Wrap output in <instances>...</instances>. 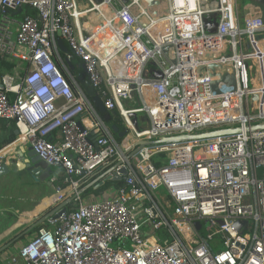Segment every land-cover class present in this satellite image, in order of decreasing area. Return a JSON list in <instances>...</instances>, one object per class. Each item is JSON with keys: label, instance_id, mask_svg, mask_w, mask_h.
<instances>
[{"label": "built area", "instance_id": "obj_1", "mask_svg": "<svg viewBox=\"0 0 264 264\" xmlns=\"http://www.w3.org/2000/svg\"><path fill=\"white\" fill-rule=\"evenodd\" d=\"M84 1L0 0V59L16 63L0 77V120L15 122L19 146L63 171L51 179L49 207L69 202L26 243L0 253V264H264V131L138 150L264 123L259 9L241 16L237 0L213 8L207 0H103L121 7L86 33L81 20L102 5ZM26 7L38 18L12 15ZM212 13L218 25L209 33ZM76 63L107 112H119L122 142L78 81ZM126 101L139 106L126 109ZM140 113L149 128L133 121ZM159 154L168 155L161 168L151 162ZM119 177L123 186L92 188Z\"/></svg>", "mask_w": 264, "mask_h": 264}, {"label": "water", "instance_id": "obj_2", "mask_svg": "<svg viewBox=\"0 0 264 264\" xmlns=\"http://www.w3.org/2000/svg\"><path fill=\"white\" fill-rule=\"evenodd\" d=\"M122 3H127L128 0H120ZM255 2H258L259 4H264V0H254ZM97 3H102L103 0H96ZM150 5L152 6H156V5H160V2H154V1H150ZM23 10L20 9L18 10L17 14H20ZM218 17L219 15L217 13H212V14H207L205 16V27L207 29V31L209 33H213L215 32V29L217 28L218 25ZM57 44L59 49L66 53L68 51V48L66 47L65 43L63 40L58 39L57 40ZM70 67H72V65L70 64ZM155 77L157 78H161L162 73L160 72H156ZM80 81L82 82V86L87 94V96L92 100L93 105L95 106V108L100 112V114H106L107 110L104 107V103L101 100V98L96 94L95 90L93 89V87L91 86V84L89 83V81L87 79L84 78H80ZM134 115H132V117H134ZM112 130L114 131L115 134L118 135L119 139H123L126 137L127 132H119V129L114 126L112 127ZM257 131H264V123L259 124V125H254V126H248V127H241V128H229V129H221V130H215V131H209V132H205L202 134H197V135H182V136H176V137H170V138H161L159 140H155V141H151V142H143L140 143L138 145V150L143 149L144 147H149V146H160V145H169V144H178V143H185L188 141H195V140H208V139H213V138H217V137H223V136H228V135H237V134H241V133H250V132H257ZM15 135L18 136L19 135V131L16 130L15 131ZM17 161V159H16ZM16 165V168L13 170V173H18L21 170H26L28 173L31 174V177L36 180V181H44L50 178V174L47 173L46 177L43 178V175L45 174V172H47L46 170L49 168V166L41 161V159L36 155V153L33 151V149L31 147L25 148V147H21L20 151L18 153V161L16 162H12L10 165L4 163L2 168L0 169V175H3L5 173H9L10 171V167ZM123 175H126L127 172L125 170L122 171ZM116 182H120L122 181V177H119L117 179H115ZM102 186V184H99L96 189H99ZM69 204V202H66L64 204H61L60 206H58L56 209H54L51 213L47 214L45 217L41 218L40 220H38L37 222L33 223L32 226L29 227V229L33 230L38 226H42L46 223V221L49 218H58L59 216H61L64 212H65V207ZM247 222H238L235 227L237 229H240L242 226H247ZM196 228L198 230L201 229V224L200 223H196ZM28 229V230H29ZM28 230L25 231V234H27ZM17 241L11 242L10 244H7L6 246H4L1 250L0 253H2L4 250H6L7 248L13 246L14 244H16Z\"/></svg>", "mask_w": 264, "mask_h": 264}, {"label": "rangeland", "instance_id": "obj_3", "mask_svg": "<svg viewBox=\"0 0 264 264\" xmlns=\"http://www.w3.org/2000/svg\"><path fill=\"white\" fill-rule=\"evenodd\" d=\"M207 1H209V0H207ZM208 5H209V3H208ZM240 14H241V16H244L246 13L242 14L240 12ZM26 74H27V72H26ZM127 105H129V107H127ZM124 106L126 109H134V108H137L139 106V104L135 101L134 102L126 101V102H124ZM135 117L139 121L138 124H139L140 129H146V128H149L151 126L150 118L146 113L137 114L134 116V119H135ZM118 120H119V122L122 123L123 126H125V123L123 122L121 117H119ZM25 147L28 148L30 146L26 145ZM12 153L15 154L16 152L10 151L8 156H12ZM1 159H0V166H1ZM14 167L15 166H11L10 170H13ZM50 184H51L50 181H47V180H44L41 182L34 180L26 170H21L18 173L10 172V173H5L3 175H0V191L2 193H4L2 196V199H0V201H1L0 205H2V207L4 206V209L7 210V211L6 210L5 211L8 213V215L10 213L15 212L14 206L15 207H18V206L23 207L26 210H28L27 208L32 207L36 202L41 201V199L44 197H47V196L49 197V198L45 199V201L53 199V197L55 196V194H54L55 191L52 190ZM7 197H8V199H7ZM15 215H17V214H15ZM7 216H3V215L0 216V231H1L0 237H2L3 239H5V237H6V235H5L6 232L8 233L7 230H5V231H3V230L8 225H10L12 223L11 222L12 220L9 217L10 215L8 217ZM21 224L22 223L16 224V225H18V228H15V226H13V228L9 232H12L13 230H17V229L18 230L24 229L25 227ZM37 231H38L37 227H36V229H33V231L31 233L25 234V235H21V234L25 233V231L20 232V234H17V231H16V232H14V234H12L9 237V239L12 238L13 240L16 241L17 239L19 240V238H22V240H19V241H21L20 243L24 244ZM7 239L8 238H6L4 240V242H6ZM4 242L0 243V246ZM11 248H12V251L15 250L14 245L11 246Z\"/></svg>", "mask_w": 264, "mask_h": 264}, {"label": "crops", "instance_id": "obj_4", "mask_svg": "<svg viewBox=\"0 0 264 264\" xmlns=\"http://www.w3.org/2000/svg\"><path fill=\"white\" fill-rule=\"evenodd\" d=\"M104 3V1L102 2V3H100L101 5H102V7H101V11H99V12H95V13H93L92 15H90V16H88V17H85V18H83L81 21H82V28H83V30L86 32V33H88V32H93V31H95L96 30V28L98 27V26H100V25H102L104 22H105V20H107V16H105V13L107 14L108 13V11L107 10H112L113 8H115V9H118V8H120L121 7V4H120V2H116V3H114L113 4V6L111 5V7H109V6H107V5H105V4H103ZM208 3H209V5H208V8H213V7H215V0H209L208 1ZM237 4H238V9H239V11L242 13V14H245L246 12H248V9L249 8H252V7H255V8H257V9H259V11H260V13L262 14V16H263V18H264V4H259L258 2H255L254 0H237ZM91 2L90 1H84V2H82L81 3V6L82 7H88V8H90L91 7ZM150 6H152V5H150ZM153 7V6H152ZM62 52V51H61ZM62 53H64V52H62ZM78 64H80L79 62H78ZM72 69H74V73L77 75V77H78V81L82 84V82L80 81V78H84V79H87V77H86V74H85V71H84V68H82V67H79L78 65H77V63L76 64H74V66L72 65V67H71ZM117 70L118 71H120L119 70V67H117ZM98 111V110H97ZM98 114H99V116L101 117V115L102 114H100V112L98 111ZM102 118V117H101ZM132 119H133V121L135 122V124L138 126V128L140 129V127H139V121L137 120V118L135 117V119H134V117H132ZM6 127L4 126V124H2V123H0V132L3 130V129H5ZM58 136H55V138H57ZM17 142V140L13 143V144H11V145H14V144H16V147L12 150V151H14V152H16L15 154L14 153H12V156H15V155H17L18 153H19V151H20V148L22 147V146H19V144H17L16 143ZM11 145H9V146H11ZM8 146V147H9ZM25 147V146H24ZM7 148V147H6ZM5 148V149H6ZM25 148H27V147H25ZM50 169H52V168H48L46 171L47 172H45V174L43 175V178H45L46 177V174L47 173H49L50 174V176H51V173H50ZM52 178H54V177H52ZM51 178V179H52ZM49 179H47V181H48ZM41 182V181H40ZM51 185V188H52V190H54L55 191V189H54V187H53V185H52V183L50 184ZM56 193V191L54 192V194ZM3 194L4 193H2L1 191H0V199H2V196H3ZM53 194V195H54ZM47 198H49L48 196L47 197H44V198H42L41 199V201H38V202H36L32 207H29V208H27L28 210H26L25 208H23V207H15L14 206V210H15V214H17V216L19 217L18 218V220L16 221V223H13L10 227H9V225L3 230V231H5V230H7L8 231V233L6 232V237H5V239L6 238H8L9 239V237L12 235V234H14V232H16L17 231V234H20V232H24V231H26L27 229H29V227L30 226H32L33 225V223H35V222H37L38 220H40L41 218H43V217H45L47 214H49V213H51L54 209L53 208H50L49 206H50V204H51V201H52V199L51 200H46L45 201V199H47ZM7 199H8V197H7ZM1 202V201H0ZM43 205V207H45L44 208V210H41V209H39L41 206ZM56 209V208H55ZM6 209H4V206L2 207V205H0V216H7L8 215V213L5 211ZM26 210V211H25ZM47 211V212H46ZM7 215H6V214ZM9 216V215H8ZM7 216V217H8ZM20 219H27V220H25V222H20ZM47 222V221H46ZM18 223H22L21 225H23L25 228L24 229H22V230H13L12 232H9L12 228H13V226H15V228H18V225H16V224H18ZM20 227V226H19ZM36 229V228H35ZM1 232V231H0ZM24 234V233H23ZM23 234H21V235H23ZM0 235H1V233H0ZM33 236V235H32ZM5 239H3L2 237H0V241H2V242H4V240ZM7 239V241L6 242H4L2 245H7V244H10L11 242H13V241H15V240H13L12 238H10L9 240ZM29 239H31V237L29 238ZM2 248H0V250H1Z\"/></svg>", "mask_w": 264, "mask_h": 264}, {"label": "trees", "instance_id": "obj_5", "mask_svg": "<svg viewBox=\"0 0 264 264\" xmlns=\"http://www.w3.org/2000/svg\"><path fill=\"white\" fill-rule=\"evenodd\" d=\"M17 12L12 13V15H15V17L20 18V19H23L26 16L36 18V19L38 18L37 11L30 8V7L24 8L20 14L16 15ZM15 67H16V63H11L8 59H0V77L4 73H11V71H13V69ZM3 71H9V72H3ZM24 75H25V73H23V76ZM127 107H129V105H127ZM101 117L105 121L106 126L112 131L114 136L117 138V140L119 142H122V139H119L118 135L115 134L114 131L112 130V127H114V126H116L119 129L120 133H122L123 131L125 132L127 130L126 127L123 126L122 123L119 122V120H118V118L120 117L119 112L118 111L107 112L106 114H102ZM0 123L4 124V126L6 127L5 129H3L0 132V151H1V150L5 149L6 147H8L9 145L13 144L17 140V136L15 135L16 125H15L14 121H12V120H0ZM167 161H168V155L167 154L156 155L151 160L152 164L157 168H161V167L165 166L167 164ZM50 173H51V176H50L48 181H50V183H51V178L54 176H57V175H62L63 171L61 170V168H52V169H50ZM62 179L63 178L61 177V181H62ZM94 180H95V178L91 179L85 186L88 187L90 184L93 183ZM99 184H101V183H99ZM99 184L95 185L92 188L95 189ZM109 186L120 187V186H123V182H106V184L104 186H101L99 189L95 190V193L100 194ZM92 188L87 190V192H91ZM9 215H10L9 217L12 220L11 221L12 223L9 225V227H10L13 223H16V221L18 220L19 217L17 215H15L14 213H10ZM37 228L39 230V228H41V226H38ZM32 231L33 230L29 229L27 231L28 232L27 234L31 233ZM23 235H25V233ZM19 240H22V238H19ZM19 240L17 239L16 241L18 242Z\"/></svg>", "mask_w": 264, "mask_h": 264}, {"label": "bare ground", "instance_id": "obj_6", "mask_svg": "<svg viewBox=\"0 0 264 264\" xmlns=\"http://www.w3.org/2000/svg\"><path fill=\"white\" fill-rule=\"evenodd\" d=\"M262 44H264V43H262ZM261 52H262V54H264V49H263V48H261ZM257 86H259V84H258ZM124 114H125V115L127 116V118L129 119V114L126 113L125 110H124ZM131 116H132V115H131ZM131 116H130V117H131ZM17 144H18V143H17ZM15 147H16V144L11 145V146L7 147L6 149L1 150V151H0V159L3 158L4 156H6V155H7L10 151H12ZM44 208H45V207H43V205H42L39 209L44 210ZM25 220H26V219H24L22 222H25Z\"/></svg>", "mask_w": 264, "mask_h": 264}, {"label": "flooded vegetation", "instance_id": "obj_7", "mask_svg": "<svg viewBox=\"0 0 264 264\" xmlns=\"http://www.w3.org/2000/svg\"><path fill=\"white\" fill-rule=\"evenodd\" d=\"M124 132V131H123ZM16 159H17V161H18V154L17 155H15V156H8L5 160H3L2 162H1V168H2V166H3V164L4 163H6V164H11L12 162H15V164H16ZM15 167L13 168V170L16 168V165H14ZM10 169V168H9ZM13 170H10L9 171V173L10 172H13ZM29 175L31 176V174L29 173ZM21 241H18L16 244H18V243H20Z\"/></svg>", "mask_w": 264, "mask_h": 264}]
</instances>
